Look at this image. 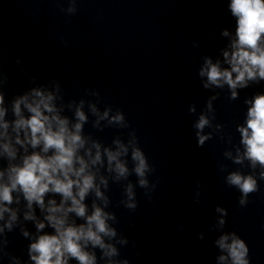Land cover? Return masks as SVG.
<instances>
[{
  "label": "clouds",
  "instance_id": "clouds-1",
  "mask_svg": "<svg viewBox=\"0 0 264 264\" xmlns=\"http://www.w3.org/2000/svg\"><path fill=\"white\" fill-rule=\"evenodd\" d=\"M69 3L67 12L76 13L77 0ZM227 9L235 18V29L234 38L222 52L223 66L219 59L214 63L204 57L198 76L203 89L222 90L227 86L229 101H236L239 90L264 81V0H230ZM221 35L229 37L231 33L225 28ZM88 91L85 89L86 94ZM59 92L57 83L55 91L34 87L16 96L10 102L12 118L6 119L9 108L0 89V260L21 264V259L7 250L8 234L19 228L20 235L31 241L24 264H130L127 258H121L120 249L129 240L114 226L119 220L109 210L110 184L121 185L123 198L119 204L134 212L138 207L137 187L151 200L158 181L150 182L149 176L156 169L124 112L110 104L103 111L97 106L102 100L99 91L91 92L95 102L73 99L66 106L57 105V99L63 100ZM220 96L215 92L207 98L192 125L197 147L214 137L223 139L220 133L224 125L216 122L213 105ZM243 103L247 105L246 118L236 125L242 150L236 147L235 155L224 151L223 156L249 170L237 169L224 178L228 187L239 191L238 204L246 207L249 196L259 191L258 180H264V92L245 98ZM65 107L71 115L62 114ZM188 112L197 113L194 103ZM90 115L94 129L131 130L126 139L117 135L111 144H105L85 132ZM226 169V164L219 165L221 172ZM133 175L135 183L129 179ZM216 212L222 228L228 211L218 206ZM24 222L34 224L35 234ZM199 239L203 240V234ZM215 244L223 253L217 258L219 264H250L249 246L237 232L220 235Z\"/></svg>",
  "mask_w": 264,
  "mask_h": 264
}]
</instances>
